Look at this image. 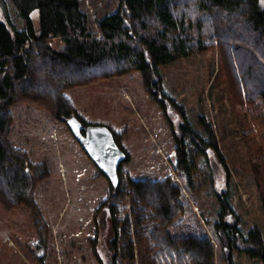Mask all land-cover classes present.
Returning a JSON list of instances; mask_svg holds the SVG:
<instances>
[{
  "label": "trees",
  "instance_id": "obj_1",
  "mask_svg": "<svg viewBox=\"0 0 264 264\" xmlns=\"http://www.w3.org/2000/svg\"><path fill=\"white\" fill-rule=\"evenodd\" d=\"M11 7L25 29L13 22ZM99 31L101 37L91 33L79 0H0V204L8 212L26 208L31 213L37 231V240L26 245L31 260L45 264L48 256L50 228L36 190L50 173L47 164L33 163L12 145L11 107L34 105L65 124L77 117L85 134L89 124L67 92L139 72L146 93L170 123L174 173L184 185L172 177L152 181L124 174L123 164L131 162L124 133L110 129L127 157L119 185L110 183L107 199L94 213L96 234L87 243L98 264H216L218 250L227 264H234V252L264 264L261 228L252 224L245 233L232 206L234 172L211 119L201 114L196 128L184 104L167 91L163 73L170 63L217 50L236 109L254 110V120L264 128L260 0H119L117 10L100 19ZM55 39L64 48L56 49ZM200 161L210 172L220 208L212 225L216 245L184 191V186L194 188ZM251 167L264 212V152L253 153Z\"/></svg>",
  "mask_w": 264,
  "mask_h": 264
},
{
  "label": "rangeland",
  "instance_id": "obj_2",
  "mask_svg": "<svg viewBox=\"0 0 264 264\" xmlns=\"http://www.w3.org/2000/svg\"><path fill=\"white\" fill-rule=\"evenodd\" d=\"M79 1L88 16L91 33L101 37L99 21L117 10L119 0ZM260 7L264 9V0H260ZM11 16L19 29L26 28L13 7ZM52 43L56 49L65 46L60 39ZM163 73L167 91L184 104L196 128L201 114L211 119L221 150L234 172L232 206L242 216L241 227L246 233L252 224H257L264 235L262 200L251 169L253 153L264 152V128L260 120H254V110L243 114L236 109L219 69L217 50L170 63L163 67ZM67 96L85 124L124 133L122 145L131 156V162L123 164L124 174L152 181L172 177L184 185L174 173L176 153L170 123L146 93L139 72L74 89ZM10 112L14 119L12 145L25 150L33 163L47 164L50 173L36 190V203L50 228L45 264H98L87 241L95 237L94 213L108 197L109 180L99 175V168L65 123L30 104H17ZM210 182V172L200 161L194 188L190 191L184 186V191L216 245L212 225L220 208ZM36 240L31 213L26 208L8 212L0 204V264H37L26 249ZM216 264H227L220 250ZM234 264L263 263L234 252Z\"/></svg>",
  "mask_w": 264,
  "mask_h": 264
},
{
  "label": "water",
  "instance_id": "obj_3",
  "mask_svg": "<svg viewBox=\"0 0 264 264\" xmlns=\"http://www.w3.org/2000/svg\"><path fill=\"white\" fill-rule=\"evenodd\" d=\"M71 133L113 186L119 185V168L126 153L118 146L113 132L105 126H89L83 134L77 117L65 120Z\"/></svg>",
  "mask_w": 264,
  "mask_h": 264
}]
</instances>
